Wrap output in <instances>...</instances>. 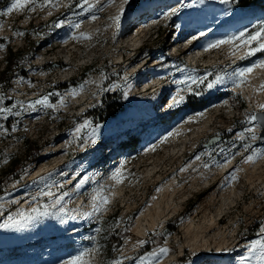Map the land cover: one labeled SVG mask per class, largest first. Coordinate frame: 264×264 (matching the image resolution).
Here are the masks:
<instances>
[{"label": "rangeland", "instance_id": "1", "mask_svg": "<svg viewBox=\"0 0 264 264\" xmlns=\"http://www.w3.org/2000/svg\"><path fill=\"white\" fill-rule=\"evenodd\" d=\"M240 1L232 0L226 8L218 10L213 9L207 0L204 3H200V0H129L121 18V26L117 30L112 27L109 17L116 14L120 0L104 6L102 11L93 10L97 16L95 20L90 19L89 13L84 11L83 0H55L56 6L37 5L32 11L26 7L21 12L14 11L9 15H3V12L10 0H0V71L5 67L9 48L23 52L26 57L23 67L26 74L11 78L8 88L4 92L0 90V109H9L8 112H0V180L9 169L12 159L16 158L24 163L18 179L9 182L1 193H5L12 185H18L15 192H25V201L31 202V208L51 205L50 198L39 195L41 192L50 190L54 197L68 193L69 196L65 195L68 197L64 198L63 204L68 210L66 220L71 221L64 224L53 216H47L35 221H19L9 227H0V264H60V261L67 260L77 251L93 247L97 250L91 257L92 264H103L102 252L95 243L98 231L95 225L100 217L112 213L118 214L117 228H127L117 252L120 263H128L151 237L163 232L167 223L174 221L187 209V213L177 223V228L166 233L160 245L136 259L132 258L130 264H137L140 257H146L163 245L169 252L159 259V263L204 264L213 260L201 257L197 261L192 257V247L196 244L199 248H206L209 244L211 246L207 249L213 253L215 245L222 243V238L226 243L220 247L221 253L217 258L220 264H242L240 259L245 255L246 247L251 241L264 236L260 231L264 227V156L258 158L248 169V165H245V157L251 155L252 149L264 153V142L254 145L262 136L263 128L257 129L256 140H251L245 131L251 126L245 120L246 114H258L260 111L247 94L249 81L233 92L231 84H217L208 89L206 82L192 84L189 77H204L206 72L231 71L236 67H244L250 61L264 58V53H256L241 60L237 56L243 50L233 56L229 46L222 45L209 51L203 50L192 61L194 64H190L189 55L181 52L190 43L191 53L200 45L215 40L212 36L213 30L208 27L210 24H205L208 17L204 13L209 10L212 16L223 10V21L232 20L240 12L249 11L251 19L245 21L248 24L239 30L247 27L251 32L253 25L264 21V0H260V6L248 5L244 8L237 6L236 3ZM100 3L104 5L106 0H100ZM171 8L179 10L167 20L162 18L163 13ZM180 11H188L186 18H189L188 24L191 27L183 26L185 30L180 32L181 41L172 46L177 38L176 28L183 18ZM86 22L96 23L94 32L88 33L90 38L71 39L73 35L83 33L80 28ZM73 23H79L80 27L71 28L70 24ZM186 24L184 22L183 25ZM138 28H144V31L138 45L132 46L131 36L136 34ZM15 32L23 35H14ZM38 56L41 58L38 59ZM179 61H182L181 66H178ZM59 62L64 66H58ZM76 64L78 66L71 74L61 76L65 69H71ZM136 69L137 72L130 75ZM85 72V76L81 78ZM130 78L138 85L151 79L159 80V83H164L167 94L171 97L177 90H183L181 94L185 100L173 108L166 107L165 100H162L155 116L140 111L136 119L127 121L125 114L131 98L129 95L125 96L124 91L132 83ZM211 79H214V75L207 76V80ZM64 82L75 84L63 90L57 89V85ZM81 85L83 89L80 97L73 99L66 96L68 103L64 107L57 106L54 110L35 103L42 97H47L49 105H58L65 93L68 94L70 89H77ZM111 85L119 87H110ZM156 85L149 87L155 88ZM189 87L192 88L191 92L187 90ZM196 92L200 95H196ZM114 93H117V99L120 93L124 95L128 104L117 117L99 122L92 117L79 115L84 108L91 109L101 105L106 94ZM224 100L228 101L227 105L222 103ZM30 103L33 105L31 109ZM200 112L203 116L196 115ZM189 117L194 119L189 121ZM85 119L94 128H98L97 133H100L94 145L85 140L89 132L86 131L79 137L70 133ZM255 123L259 124V121ZM201 126L205 127L204 131L198 137L192 136L191 132ZM177 131L179 135H168ZM238 134L243 135L238 137ZM180 136L181 139L186 137L189 142L181 155H173L172 147L176 144L173 141ZM215 138L219 139L218 142L208 145ZM56 144H63L60 153L44 155ZM245 144H250L251 147L246 150ZM35 152L39 158L27 161L26 157ZM197 156L200 158L196 159ZM55 160H59L60 165L53 175L49 178L46 176L43 185L38 179L28 180L31 176L27 175L32 174L37 166L42 163L49 166ZM226 161H230L229 164L233 167L224 177H217L210 187L200 190L202 193L199 195V190L195 193L189 189V181L195 173L216 167L217 162L223 165ZM205 163L209 164L208 168L203 167ZM187 167L190 168L184 174L186 169H181ZM117 169L121 170L124 177L120 183L111 179ZM149 169L151 175L145 177V171ZM233 173L236 176L234 180ZM83 175H88V179L77 188ZM160 177L164 178L160 181ZM227 178L232 184H226ZM171 180L174 182V192L159 199L157 204L148 206L155 190ZM224 184L226 185L223 186ZM222 192V195L229 197V208L216 218L215 224L218 228H207L214 215L211 203L206 200L200 210H194L211 194L214 199L212 202L219 204ZM96 193L111 199L105 205V210L84 217L83 213L92 207L91 198ZM24 203L3 205L0 209V225L8 222L9 215L16 218L17 210ZM170 204H175L176 209L170 210ZM49 210L55 211L51 207ZM143 210L145 212L139 219L143 224L155 218L158 211L169 212V216L162 228L149 234L146 243L136 249H125L130 228ZM72 216L77 218L71 219ZM46 223L51 225L48 232H45ZM256 226L257 233L249 236ZM203 230L207 233H202ZM193 241L195 244H191ZM181 245L186 248L177 256L176 252ZM246 264H258V261L253 256Z\"/></svg>", "mask_w": 264, "mask_h": 264}, {"label": "snow or ice", "instance_id": "2", "mask_svg": "<svg viewBox=\"0 0 264 264\" xmlns=\"http://www.w3.org/2000/svg\"><path fill=\"white\" fill-rule=\"evenodd\" d=\"M115 2V0H106V3L104 5H101L100 0H83V6L84 11L89 13V18L92 20L97 19V16L95 15L96 11H102L104 6L111 5ZM232 0H219V3L221 4H229ZM200 3H204V0H200ZM129 4V0H120V4L117 8V12L114 16L109 17L111 20L112 27L114 29H119L121 26V18L124 15L126 8L125 6ZM44 7L45 5H52L56 6L55 0H10V3L8 6L4 9L3 15H9L16 12L23 11L26 7L29 11L34 10L35 6ZM79 6V5H78ZM178 8H171L168 11L163 13L164 19H168L171 16H174L178 12ZM155 23V21H153ZM57 27H60L59 24L56 25ZM71 28L78 29L80 27L79 23H73L70 24ZM179 27V25H178ZM14 35H23L21 32H15ZM90 38L87 33H79L78 35H73L70 37L71 39H77V38ZM193 39H196L195 36L192 37ZM222 45H228L229 51L233 56H236L238 52H241V55L237 56V59H246L248 57L254 56L256 53H264V21H261L257 25H253V30L249 32L247 27H244L242 30H239L233 34H229L224 36L222 39H216L213 41H210L205 46V51H209L214 48H219ZM256 69L261 70L264 72V58H259L254 61H250L247 66L244 67H236L232 69L231 71L226 70H216L214 73H207L204 77H189L192 84H199L206 82V87L208 89L213 88L215 85H225V84H231L233 87V92H235V89L242 88L244 85L248 83L249 77L254 73ZM208 75H214V79H211L210 81L207 80ZM126 80V78H125ZM110 87H119V85H111ZM83 89V85H81L77 89H70L69 95L76 96L79 94V92ZM189 92L192 91V88L189 87L187 89ZM183 90H177L176 94L173 95L170 98V101L166 105L168 108L176 107L177 105H180L182 102H184L185 97L181 94ZM257 91H264V81L261 82L259 85V88ZM124 95H128V88H125ZM196 95H200L199 92H196ZM235 98V97H233ZM36 104H43L47 107H52L54 110L57 106H64V100L61 98L58 105H49L47 97H42L41 99L35 101ZM224 105L228 104L227 100L222 101ZM33 105L30 103L29 108L31 109ZM257 108L260 111V115H257L256 112H251L246 114L245 120L246 122L251 125L250 127L246 128L245 131L249 134L251 140L257 139V129L258 128H264V103H260L257 105ZM9 109L4 108L0 109V112H8ZM197 116H203V113H197ZM194 119L193 117H189V121ZM259 121V124H256L255 122ZM92 128L91 122L87 119L83 120L82 123H78L74 129L73 135L76 137H79L82 130ZM180 133L177 131L175 133H169V136L172 135H179ZM243 134H238V137H242ZM90 136L92 137V142L95 143V128H92V132L90 133ZM164 139H167L165 137ZM87 142V137L85 138ZM163 142V141H162ZM153 146V150H154ZM251 147L250 144H245L244 148L247 150ZM261 156H264V153L252 149L251 155H248L245 157V162H253L255 159L260 158ZM200 157L197 156L196 159H199ZM230 161H226L228 163ZM217 167H223L222 164L216 163ZM204 168H208L209 164L205 163L203 165ZM181 171H184L182 168ZM87 179V178H85ZM111 179L115 180L116 183L122 182L124 179L121 170L117 169L113 175L111 176ZM232 179H236L235 173L232 174ZM84 181L82 180L80 184H82ZM80 184H77V188L80 187ZM39 195L48 196L50 200L52 201L51 205H42L40 208H31L27 212H25L23 209H18L16 213V218L9 215L8 222H6L4 225H0V227H9L11 224L18 223L19 221H35L39 220L43 217L47 216H53L54 218L58 219L60 223L65 222V218L67 216V207L65 204H61V201L63 200L65 195H68V193H64L62 196L54 197L53 193L49 190L48 192H41ZM35 200V197H33ZM109 203V198L107 196H102L99 193H96L91 198V205L92 210L83 213L84 217L91 216L93 212L99 213L102 210H105V205ZM57 205H59V208L57 209ZM55 209V211H50L49 208ZM3 208V204H0V209ZM77 217L72 216L71 219H76ZM260 231L264 233V227H261ZM138 244H143L144 241H138ZM96 248H83L82 250L77 251V253L67 260L60 261V264H92L91 257L96 252ZM224 251H228L227 249H224ZM169 252V249L166 247H159L156 250H154L151 253H148L146 257H140L137 261V264H159V259L166 256ZM255 257V259L258 261V264H264V236L261 237V239L253 240L248 245L247 253L246 255L241 257L242 264H246L248 259L250 257ZM111 264H120L119 260L112 261Z\"/></svg>", "mask_w": 264, "mask_h": 264}, {"label": "bare ground", "instance_id": "3", "mask_svg": "<svg viewBox=\"0 0 264 264\" xmlns=\"http://www.w3.org/2000/svg\"><path fill=\"white\" fill-rule=\"evenodd\" d=\"M207 1H209L212 4V6H213L212 8L213 9L220 10V9L226 8V6H227V4L219 3V0H207ZM208 8L211 9L210 7H208ZM222 11H220L216 15L214 14L212 16V13H210V10H209V12L205 15V17H208L205 20V24L206 25L210 24V26H208V27H210L211 30H213L212 31V34H213L212 36L215 37V40L216 39H222L224 36L228 35L231 32V31L228 30V28L232 29L233 27H236L237 24L238 25H240L242 23L246 24L247 22H245V21H249L248 19H251V15L248 14L249 11H245V12H240L237 15V16H240V19H242V20H238V21L235 20L236 22L235 21H229L228 22L227 20L223 21L224 16L221 13ZM186 12L187 13L179 12V14L182 15L181 17H183V18H182L181 23L179 24V27L177 26V28H176V34H177L176 36H177V38L175 39V41H173L172 46L178 44L181 41L182 38H180V32L184 29L183 26L186 27V28H187V26L191 27V24H188L189 23V20H188L189 18H186L189 15L188 11H186ZM205 17H203V18L205 19ZM212 20H214V23H212ZM184 22L187 23V24L183 25ZM226 24H230V25L226 29L222 30L221 28L223 26H225ZM95 27H96V23L95 24H91L90 22H86V23H83L81 25L80 29L83 31V33H87L88 34V33L94 32ZM241 27H243V26H240L236 31L241 29ZM219 29H221V30H219ZM143 31H144V28H142V29L138 28L137 31H136V34L134 36H131V39H132V41H131L132 44L131 45L132 46H137L138 45V42H139V40L142 37L141 34L143 33ZM115 32H116V30L113 32L114 35L116 34ZM214 34H215V36H214ZM206 45L207 44L204 43V44L200 45L196 49L195 52H191L190 53L189 52V50L191 49V43H190L188 46H186V48L182 49L181 52L184 55L188 54L189 55L188 56L189 60L194 61L196 58L199 57V55L202 54V51L205 49ZM125 47H127V46H125ZM40 58L41 57L38 56V59H40ZM77 66H78V64L73 65L72 66L73 68H71V69H68V70L65 69V71L61 73V76H63V77L68 76L69 74H71L73 72V70ZM248 81H249V84H248V87H247L248 88L247 94L249 95L251 101L254 102L256 107H257L258 104L264 103V91H257V89L259 88V85L261 84V82L264 81V72H262L259 69H256L254 71V73L249 77ZM156 82L159 83V80L156 81L154 79H151L149 81H143L142 83H140L138 85V83L135 84L133 82V80H132V83H130V85L127 87L128 88V95L131 98V103H129L130 106L128 107V110H127V112L125 114V118L127 119V121L128 120H132V119H136L139 116L140 111H146L147 113L154 112L155 114L154 115L151 114V116H155L157 114V111H158V109H159V107L161 105V101H162L161 97H162L163 93H165V92L168 93V92H167V88L165 87L163 82H160L157 85L155 84ZM150 85H156L155 88H153L154 86L151 87V88H153L151 92H150L151 88L149 87ZM141 89L144 90V91L141 92L140 91ZM79 94H81V91L79 92ZM79 94L76 95V96H71V95H69V93L68 94L65 93V95L63 96V100L65 101L64 102V106L66 105V103H68V100L65 98L66 96L67 97H71L73 99L74 98L78 99L80 97ZM170 98H171V96L168 97V98L165 97L163 99V100H165V104H167L170 101ZM163 104H164V102H163ZM59 107H62V106H59ZM75 127L70 131L71 135H73ZM92 128H94V126H92ZM92 128H87V129H89V131L87 129L82 130L80 135L83 134L86 131L89 132L88 136H87L88 143H91L92 145H94L96 143L97 139L99 138V134L100 133L98 134L97 133L98 132V128H95V143H93L92 142V137L90 136V133L92 132ZM204 129H205V127L203 128V126L197 127L196 129H194L191 132V135L195 136V137H198L199 134L202 131H204ZM102 136H104V134ZM173 142H176V144L172 147V154L179 156V155H181L182 151L185 149L186 144L189 141H188V139L186 137H183V139H181V136H180L179 138H176ZM62 149H63V144H60V145L56 144L55 147L50 148L48 151H46L44 153V155L52 156L53 154L60 153L62 151ZM257 160L258 159H255L253 162H245V165H248V167L246 166L247 169L249 168L250 165L255 163ZM59 165H60L59 160H55L53 162V164L49 165V166H47V165L42 163L40 166H37L38 168L36 170H34L32 174L30 173V174L27 175L28 177L31 176V177H29L28 180L31 181L32 179H38V181L41 182V185H43L44 181H46L47 177L49 178V176L53 175L56 172V170L58 169ZM232 167L233 166L230 165L229 162L228 163L225 162L223 164V167H217L216 166V167L208 168L207 170H203L201 172L195 173L191 177V179L189 181V189H191L193 192L196 193V192H198V190L200 191V190H202L204 188L210 187L211 184H213V181H216L217 177H224L226 175V173L229 170L232 169ZM189 168L190 167L183 168V169H186L184 171V174L187 173ZM149 171H150V169L145 171V173H146V175H144L145 177L146 176L148 177V175H151ZM75 176H77L76 178H79L78 175H75ZM85 178L88 179V175H86V176L83 175L79 179L78 182H81L82 180L84 181L82 184L79 183L80 187L84 183H86L87 179H85ZM163 178L164 177H160V181ZM228 183L232 184L231 180H229L227 178V183L226 184H228ZM173 184H174V182L171 180V181L165 182L163 184V186H161L157 190H155L154 194L151 195V197H150L148 206H152V205L157 204L159 199L163 198L164 196H166L170 192L173 193L174 190H175V187L173 186ZM226 184H224L223 186H225ZM18 188H19L18 185H12L11 187L8 188V190L5 193H0V204H3L5 206V205H10V204H12L14 202L17 203V204H21V203L25 202L23 204L22 208H20V209H23L25 212H27L29 209H31V202L29 203L28 201L27 202L25 201V200H27V197H24V194H23L25 192H22V191L15 192L16 189H18ZM192 191H190V192H192ZM200 193H202V191L198 192V195ZM222 194H223V192L220 194L221 202L219 204H214L212 202L214 199H213V194H211L208 197H206L200 203L201 205H199L198 208H196L194 210L195 212H197L198 209L200 210V207L202 206V204L207 202V201L211 203V206H213L212 208L214 210V215H213V217L211 216L212 218L210 220V223L206 226L207 228H213L215 226L218 228L217 224H215L216 218H219V216H221L223 214V211H225L226 209L229 208V205H228L229 197L228 196H224ZM68 196H65L64 198L66 199ZM64 198H63V200H64ZM110 199L111 198H109V200ZM63 200L61 201V204H63ZM169 207H170V210L176 209V205L175 204H170ZM58 208H59V205H57V209ZM91 210H92V207H89L88 211H91ZM144 212H145V210H143L141 213H139V215L137 216L133 226L130 228L129 235L127 236V238L125 240V245H124L125 249H130V248H135L136 249V248L140 247L142 244H138L137 243L138 241H144V243H146L149 234L155 229L162 228L163 223L168 219V216H169V212L165 213V212L158 211L156 213V217L155 218H151L150 222L147 221V224H143V223H141L139 221V219H140V216H142L144 214ZM68 222H71V221L69 219L66 220V218H65L64 224H68ZM12 225L13 224H11V226ZM45 226H46L45 232H48V229L50 230L51 225L46 223ZM203 227H205V225ZM205 230H203L202 233L203 232L207 233ZM200 234H201V232H200ZM200 236L202 237V235H200ZM207 237H209V236L207 235ZM42 240L44 241L43 238H42ZM221 240H222L221 244L215 245V250H214L213 253L210 252L211 250L208 251V249H207L209 246H211V245L208 244V242H207L208 245L206 246V248H204V247L199 248L198 246H196L194 241L191 242V244H195V246L193 245L194 247L189 245L190 247H192V250H191L192 257L194 259H196V260L200 259L201 257L213 260V261H207L204 264H220V260H217V258H219L218 256L221 253L220 247L226 243L224 241V238H222ZM34 241H36V240H34ZM160 247H164V245L160 246ZM185 248H186L185 245L179 246L178 251L176 252L177 256H180V254L183 253ZM246 249H248V246L246 247ZM246 253H247V250H246ZM246 253H245V255H246ZM177 256H175V257H177ZM159 264H163V263L161 262ZM185 264H191V262H186Z\"/></svg>", "mask_w": 264, "mask_h": 264}, {"label": "trees", "instance_id": "4", "mask_svg": "<svg viewBox=\"0 0 264 264\" xmlns=\"http://www.w3.org/2000/svg\"><path fill=\"white\" fill-rule=\"evenodd\" d=\"M238 7L244 8L248 5L250 6H260V0H241L236 3ZM26 62V57H24V53L21 51H12L11 48L7 51V57L5 60V67L2 71H0V90L4 92L8 86L11 78L19 75H25L26 72L23 70V67ZM58 66H64L63 63L59 62ZM182 65V61H179L178 66ZM96 69H94L95 71ZM86 72L81 75V78L85 76ZM74 82H64L57 85V89L63 90L70 86H73ZM119 94V93H118ZM128 107L127 99L124 95L120 93L119 99H117V93L114 94H106L104 99H102V104L98 107L89 109L85 112L84 116L89 118L92 117L99 122H103L106 118H115L117 115L124 111ZM28 144V142H26ZM27 161H34L38 159V154L35 152L32 156L26 157ZM24 168V163L20 162L19 159H12L10 161L9 169L4 172L1 180H0V193L3 188L11 181L18 179L21 175V172ZM189 208L191 207L188 206ZM188 211V209H187ZM185 211L178 218H176L171 223L166 224V228L163 232H160L153 237H151L150 241L142 246L138 252H136L132 257L131 261L128 263H120V264H130L132 262V258H137L140 255L148 252L151 248L160 245L164 239L166 233L174 231L177 228V223L184 216ZM118 223V214L112 213L108 214L105 217H100L96 222L97 237L95 239V243L97 248L102 252L103 255V264H111L112 261L120 260V256L117 252V249L120 247L122 243V238L127 233V228L124 226L121 229L117 228ZM171 225V226H170ZM167 226H170V229H167ZM257 226L254 227L249 236H253L257 233Z\"/></svg>", "mask_w": 264, "mask_h": 264}, {"label": "water", "instance_id": "5", "mask_svg": "<svg viewBox=\"0 0 264 264\" xmlns=\"http://www.w3.org/2000/svg\"><path fill=\"white\" fill-rule=\"evenodd\" d=\"M257 115H260V112L257 114ZM219 139H212L208 145H213L215 144L216 142H218ZM264 142V128H263V133H262V136L260 137V139L254 143V145H259L260 143Z\"/></svg>", "mask_w": 264, "mask_h": 264}]
</instances>
